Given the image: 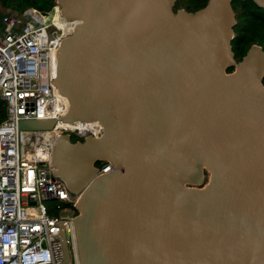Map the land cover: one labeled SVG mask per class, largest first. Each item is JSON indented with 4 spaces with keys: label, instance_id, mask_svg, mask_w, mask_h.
<instances>
[{
    "label": "water",
    "instance_id": "obj_1",
    "mask_svg": "<svg viewBox=\"0 0 264 264\" xmlns=\"http://www.w3.org/2000/svg\"><path fill=\"white\" fill-rule=\"evenodd\" d=\"M176 1L56 0L78 21L55 53L62 122L103 129L60 135L51 158L80 194L79 264H264V52L235 60L234 0ZM98 162L112 171L94 178ZM60 243L71 264L63 229Z\"/></svg>",
    "mask_w": 264,
    "mask_h": 264
},
{
    "label": "built area",
    "instance_id": "obj_2",
    "mask_svg": "<svg viewBox=\"0 0 264 264\" xmlns=\"http://www.w3.org/2000/svg\"><path fill=\"white\" fill-rule=\"evenodd\" d=\"M0 29V100L6 119L0 123V264H62L60 232L74 252V218L80 194L60 187L51 158L62 134L98 138L102 127L89 123L84 134L64 124L69 106L57 96L55 56L62 39L78 21L66 20L55 1L48 15L34 9L9 11ZM53 120L50 131L23 132L20 121ZM81 124V123H80ZM94 178L112 171L105 162Z\"/></svg>",
    "mask_w": 264,
    "mask_h": 264
},
{
    "label": "trees",
    "instance_id": "obj_3",
    "mask_svg": "<svg viewBox=\"0 0 264 264\" xmlns=\"http://www.w3.org/2000/svg\"><path fill=\"white\" fill-rule=\"evenodd\" d=\"M56 0H0V16L7 11L21 14L27 9H34L47 14ZM185 5L186 12L193 13L205 6V0H177L174 10ZM231 7L235 14L236 25L233 29L234 38L231 42L232 52L238 62L252 45L261 47L264 52V9L259 8L251 0H234ZM232 69H228L231 72ZM264 85V78L262 79ZM6 119V107L0 100V123ZM82 141L72 137V142ZM99 163V162H98ZM103 165V164H102Z\"/></svg>",
    "mask_w": 264,
    "mask_h": 264
},
{
    "label": "bare ground",
    "instance_id": "obj_4",
    "mask_svg": "<svg viewBox=\"0 0 264 264\" xmlns=\"http://www.w3.org/2000/svg\"><path fill=\"white\" fill-rule=\"evenodd\" d=\"M89 126H90L89 123H81V124L80 123H75V124H70L68 126V128L70 130H72V131H75V132L79 133V134H84L86 131H88ZM74 252L76 254V262H77V264H79L78 258H77V252H76V245L74 246Z\"/></svg>",
    "mask_w": 264,
    "mask_h": 264
},
{
    "label": "rangeland",
    "instance_id": "obj_5",
    "mask_svg": "<svg viewBox=\"0 0 264 264\" xmlns=\"http://www.w3.org/2000/svg\"><path fill=\"white\" fill-rule=\"evenodd\" d=\"M181 5V4H180ZM182 7H179V8H177V10H184L185 8H186V6L183 4V5H181ZM176 10V11H177ZM46 15H48V13L46 14ZM3 28V24H2V22H0V29H2ZM82 140V139H81ZM70 259H71V264H77V262H76V260H75V252H73V249H72V247H70Z\"/></svg>",
    "mask_w": 264,
    "mask_h": 264
},
{
    "label": "flooded vegetation",
    "instance_id": "obj_6",
    "mask_svg": "<svg viewBox=\"0 0 264 264\" xmlns=\"http://www.w3.org/2000/svg\"><path fill=\"white\" fill-rule=\"evenodd\" d=\"M175 11V10H174ZM72 138V137H71ZM102 164H104V162H99V163H96L95 167L96 169H98L99 167L102 166Z\"/></svg>",
    "mask_w": 264,
    "mask_h": 264
}]
</instances>
